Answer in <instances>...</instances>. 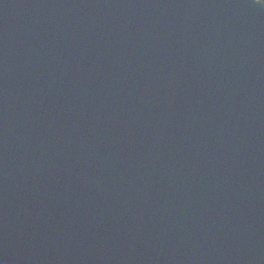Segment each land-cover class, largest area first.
<instances>
[{"label": "water", "instance_id": "water-1", "mask_svg": "<svg viewBox=\"0 0 264 264\" xmlns=\"http://www.w3.org/2000/svg\"><path fill=\"white\" fill-rule=\"evenodd\" d=\"M0 264H264V0H0Z\"/></svg>", "mask_w": 264, "mask_h": 264}, {"label": "clouds", "instance_id": "clouds-1", "mask_svg": "<svg viewBox=\"0 0 264 264\" xmlns=\"http://www.w3.org/2000/svg\"><path fill=\"white\" fill-rule=\"evenodd\" d=\"M256 3H261V0H256Z\"/></svg>", "mask_w": 264, "mask_h": 264}]
</instances>
